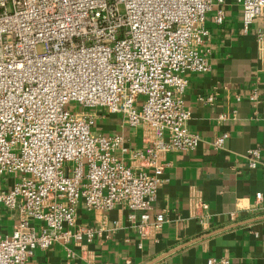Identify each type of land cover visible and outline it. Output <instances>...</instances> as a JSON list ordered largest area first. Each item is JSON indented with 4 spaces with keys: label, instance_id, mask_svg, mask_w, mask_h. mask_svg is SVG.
<instances>
[{
    "label": "built area",
    "instance_id": "built-area-1",
    "mask_svg": "<svg viewBox=\"0 0 264 264\" xmlns=\"http://www.w3.org/2000/svg\"><path fill=\"white\" fill-rule=\"evenodd\" d=\"M213 2L0 0V220L16 216L10 234L0 229V264H27L36 249L55 243H91L120 227L107 218L115 209L140 239L161 227L164 215L152 220L149 210L164 180L165 154L200 143L186 127L182 95L186 73L210 69L205 14ZM234 2L244 33L260 21L254 39L264 69V0ZM222 20L218 10L214 21ZM107 114L142 127L147 147L93 131ZM226 138L211 144L219 149ZM246 158L256 168L260 148L248 149ZM81 207L101 213V223L81 225ZM68 257L65 264H77ZM206 264L231 262L210 256Z\"/></svg>",
    "mask_w": 264,
    "mask_h": 264
},
{
    "label": "crops",
    "instance_id": "crops-1",
    "mask_svg": "<svg viewBox=\"0 0 264 264\" xmlns=\"http://www.w3.org/2000/svg\"><path fill=\"white\" fill-rule=\"evenodd\" d=\"M218 10L221 23L214 21ZM259 25L255 19L244 33L234 0H214L205 14L210 69L186 73L182 95L190 111L186 127L200 143L194 151L165 154L164 180L149 210L152 220L164 215L161 227L140 239L125 213L115 209L107 213L109 220L120 222L115 231L87 244L38 248L27 264H65L69 252L77 264H206L210 256L227 257L231 264H264V69L254 39ZM207 96L213 97L210 103L203 101ZM99 122L100 132L123 134L131 148L147 147L144 129L129 128L119 115H104ZM223 133L227 138L215 149L211 143ZM255 147L261 158L251 169L246 151ZM256 193H261L260 201ZM101 220V213L81 207V225L95 227ZM15 222V214L5 213L1 231L10 234Z\"/></svg>",
    "mask_w": 264,
    "mask_h": 264
},
{
    "label": "rangeland",
    "instance_id": "rangeland-1",
    "mask_svg": "<svg viewBox=\"0 0 264 264\" xmlns=\"http://www.w3.org/2000/svg\"><path fill=\"white\" fill-rule=\"evenodd\" d=\"M73 110L77 111V112H87L89 109L88 108H84L82 106H77V107H74V105H70ZM97 111H101V110H97ZM102 112V111H101ZM98 116V114H96ZM93 131H96V132H100L101 131V127H100V122H99V119L98 121L95 123L94 127H93Z\"/></svg>",
    "mask_w": 264,
    "mask_h": 264
}]
</instances>
